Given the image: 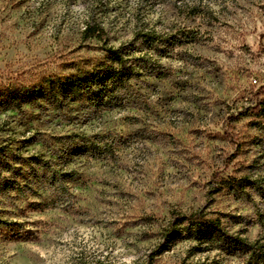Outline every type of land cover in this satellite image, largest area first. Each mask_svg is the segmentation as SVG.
Returning <instances> with one entry per match:
<instances>
[{"label":"rangeland","instance_id":"374dc122","mask_svg":"<svg viewBox=\"0 0 264 264\" xmlns=\"http://www.w3.org/2000/svg\"><path fill=\"white\" fill-rule=\"evenodd\" d=\"M119 47L128 100L54 99ZM195 213L264 244V0H0V264L256 261Z\"/></svg>","mask_w":264,"mask_h":264},{"label":"trees","instance_id":"16d2710c","mask_svg":"<svg viewBox=\"0 0 264 264\" xmlns=\"http://www.w3.org/2000/svg\"><path fill=\"white\" fill-rule=\"evenodd\" d=\"M85 35L97 37L101 40L105 39L107 36L105 29L100 24L91 22H88L86 25ZM142 37L150 41L157 39L153 33H146ZM125 48H109L106 57V60H108L107 65L103 64L92 71H85L79 74L74 73L64 78V80L60 79L56 81V84L59 85L57 88L53 89V94L56 96L54 99L59 103L61 102L59 96L73 97L75 100L80 99L82 101L88 99L94 107L100 109L113 108L123 104L125 100L129 99L128 86L130 80L133 78V68L127 66L129 60L127 56L130 50ZM41 94H43L42 90H38L37 95L40 96ZM106 148H108V146ZM101 149L100 141L96 140V138L83 137L80 142L69 146L71 153L75 151L74 155H81V157H95L97 154L101 153ZM34 159L39 160L37 157H34ZM44 165H46L45 167H49L47 162H44ZM32 174L39 178L45 177L44 174L39 175L37 171H33ZM72 174V172L68 171L62 172L53 170L51 172V178L54 179L58 175L71 177ZM7 184L13 185V183L10 182ZM183 218L191 220L198 227H206L208 232H212V234H214L213 236L217 237L216 239L228 242L230 247H238L243 251L251 252L256 260L253 264H264V244H258L257 242L250 243L244 238L227 234L222 229L221 220L219 218L206 217L200 213H195L192 216Z\"/></svg>","mask_w":264,"mask_h":264}]
</instances>
